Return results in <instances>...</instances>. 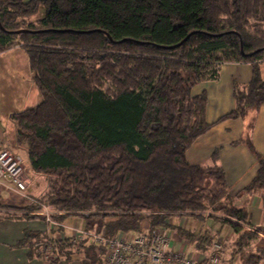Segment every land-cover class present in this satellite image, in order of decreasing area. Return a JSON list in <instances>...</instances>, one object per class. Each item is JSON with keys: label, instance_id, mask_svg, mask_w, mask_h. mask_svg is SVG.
<instances>
[{"label": "trees", "instance_id": "1", "mask_svg": "<svg viewBox=\"0 0 264 264\" xmlns=\"http://www.w3.org/2000/svg\"><path fill=\"white\" fill-rule=\"evenodd\" d=\"M13 46L26 51L41 93L12 114L16 143L46 181L21 215L37 218L45 207L58 222L84 219L87 233L43 241L49 263L82 254V264H103L106 247L93 235L144 232V221L150 233L172 216L209 211L234 234L217 241L220 253L264 264V225L250 223L246 205L257 192L264 203V160L231 195L217 151L207 166L185 156L213 125L264 103V0H0V52ZM226 62L250 64L251 76L234 84L233 108L208 123L206 93L192 88ZM211 240L198 238L209 250Z\"/></svg>", "mask_w": 264, "mask_h": 264}, {"label": "crops", "instance_id": "2", "mask_svg": "<svg viewBox=\"0 0 264 264\" xmlns=\"http://www.w3.org/2000/svg\"><path fill=\"white\" fill-rule=\"evenodd\" d=\"M9 54L12 55L11 57L13 59L9 61V58L4 56V60H7L8 63L11 62L13 67V63H15L16 68H22L25 72L29 64L26 51L20 46H13L0 52V56ZM28 67V79L25 73L23 74L21 70L19 71V76L22 73V78L28 81L27 84V81L24 83L20 80V77L17 80L8 77L7 75L10 74V71L7 72V68L0 64V149H9L19 156L20 154L18 151H22L25 153L26 159L27 151L25 146L16 143L17 126L12 119V114L35 106L41 100V93L33 81V73L30 69V65ZM16 72L17 71H13L12 73L16 74ZM262 72L264 75V64L262 66ZM250 76V64L226 62L219 66L218 78L197 83L198 89L195 91L193 90L197 84L192 88V94L194 95L201 91H205L206 93L205 119L208 123L214 122L221 115L233 108L234 100L232 90L234 84L246 83L249 81ZM222 77H225V79ZM212 81L216 82V85H212L215 98L211 100L207 87L209 84L207 83ZM252 119L253 125L250 128L248 124ZM247 136L252 142L254 151H251L246 142H244ZM214 151H217L216 164L222 168L225 174L228 186L227 192L231 195L237 194L255 175L259 159L261 158L264 160V103L260 105L258 110L248 111L241 119L239 117L229 118L213 125L192 143L190 148L186 151L185 156L190 164L207 166L213 163L212 154ZM26 167L30 169L28 159ZM31 172L38 178V182L35 184L34 189H39L42 186V190L38 191L36 195L25 192L33 183L31 179L26 190L22 192L18 191L8 181L0 180V251L2 252L0 255H3L5 260L3 263L5 264L10 263L7 257L11 255L12 257L15 255L12 261L15 259L22 261V258L27 260L37 257V259L44 258L45 263L51 264L49 263V259L53 257V254L48 249L42 251L46 246V243H43V241L52 240L54 237H71L74 233H67L65 231L66 227L63 224L65 218L60 222L52 218L51 221H47L45 212L54 211L45 207L36 212L37 216L41 217L43 221L42 226L33 223L34 227L28 228L27 224L17 227L15 223H8L10 221H21L25 219V217L21 215V213L24 212L23 208L30 205L33 198L42 195L46 188L45 178L32 170ZM27 174L29 175L28 177H31L29 172H27ZM246 205L249 212L250 223L254 226L264 225V203L262 202L261 194L257 192L251 195L247 199ZM8 212L15 214L16 217H5L4 213L7 214ZM209 214V211H205L202 217H198L200 222L192 218L197 216L175 215L170 217L168 220L169 227L165 229L169 234L170 248L174 251H188L198 262L203 263L210 250L209 246L206 248L200 244L201 241H198L200 236H210L213 242H232L234 240V234L230 226L218 219L211 218ZM34 219L35 218H31V220ZM31 220L28 221H30V223L36 222ZM146 229L147 223L144 221L141 230L145 231ZM11 231L14 233V240L13 242L6 243L3 239L4 235ZM30 231L31 233L34 232L39 235L34 238L31 237L29 239L31 243L29 244H20V241ZM52 231H55L54 235L50 234ZM79 232L81 233V231H77V233ZM81 238H83V236ZM22 253L24 256H21ZM229 255H231V251L228 249H225L221 253L222 259L225 260L223 264H241L240 259L235 258V255L234 257H229ZM76 257H79L81 261L84 259L82 254L74 256V258ZM72 258L70 260H72ZM145 264H150V262L146 261Z\"/></svg>", "mask_w": 264, "mask_h": 264}, {"label": "built area", "instance_id": "3", "mask_svg": "<svg viewBox=\"0 0 264 264\" xmlns=\"http://www.w3.org/2000/svg\"><path fill=\"white\" fill-rule=\"evenodd\" d=\"M0 180H6L18 191L26 190L30 179L22 158L9 149H0ZM52 212H45L47 221H51ZM85 231L73 236L81 238ZM97 244L105 245L103 264H223L219 242L215 241L203 263L188 251H174L170 248L169 234L165 229L153 232L119 234L113 237L93 235Z\"/></svg>", "mask_w": 264, "mask_h": 264}, {"label": "rangeland", "instance_id": "4", "mask_svg": "<svg viewBox=\"0 0 264 264\" xmlns=\"http://www.w3.org/2000/svg\"><path fill=\"white\" fill-rule=\"evenodd\" d=\"M42 15H43V9L40 8L39 11L37 12V14L34 15V16H32V19L34 20L36 17L42 16ZM4 56H7L6 58H9V61L12 60L13 58L11 57L12 55H10V54L9 55L0 56V64H2L5 68H7V72L10 71V74L7 75V76L10 77V78H12V79H15V80L19 79V77H20V80L25 83L27 81V79H28V74H29L28 73V68H29L28 66H29V64L27 63L28 65H27L26 71L24 72L22 70V68H16L15 67V63H13L14 64V67H13V65H12L11 62L8 63L7 60H4V58H5ZM20 70H21V72L23 74L25 73V76L27 77V79L22 78V73L19 76V71ZM13 71H17L16 74L15 73H12ZM222 78L225 79V77H222ZM27 84H28V81H27ZM207 84H209V86H207L208 87V92H209V98L212 100L213 98H215L214 97V93H213V89H212V85L213 84L216 85V82L212 81V82L207 83ZM205 86H206V84H205ZM197 89H198V84L195 86V89L193 91H195ZM239 118L241 119L242 117H239ZM18 153L22 157L23 162H24L25 167H26L27 159H26L25 153L22 152V151H18ZM26 169H27V172H29V174H31V177H29V179H31V181L33 183L29 186V188L25 192L26 193L27 192L28 193H32V194L36 195L38 193V191H41L42 190V186L39 189H34L35 188V184L38 182V178H37V176L34 173L31 172V170L29 168L26 167ZM192 218H195V219L199 220L198 219V216L197 217H192ZM28 220H31V219L25 217V219H23L21 221H10L8 223H15V224H17V227L18 226H23L24 224H27V227L28 228L34 227V224H36V223L37 224H40L41 226L43 225V221H42L41 217H38V218H35L34 220H31V221H36V222H32V223H30V221H28ZM199 222H200V220H199ZM63 224L66 227V230L65 231L67 233H70V232L72 233L74 231L75 232H77V231H83L84 228H85V221H84V219H82L80 217H77V216H74V217L67 216L64 219ZM67 230H69V231H67ZM13 234L14 233L12 231L10 233H6L4 235V238H3L4 241L6 243L13 242L14 237H15ZM50 234L51 235H54L55 234V231H52V233H50ZM262 236H264L263 233H262ZM251 244L252 245H255V247H257V248L259 246H262V243H259V238L252 239L251 240ZM0 254H2L1 251H0ZM79 255H81V254H79ZM21 256H24V254L22 253ZM14 257H15V255H13V257H12V255L10 257H7V259L10 260V263L9 264H47V262L45 263V259L44 258L43 259H41V258L40 259L39 258L37 259V257H34V258H31V259H27V260L24 259V258H22V261H18L19 259L18 260L15 259V260L12 261V259H14ZM3 261H5L3 255H0V264H5V263H3ZM240 261L241 262L243 261L242 257H241ZM262 262H260L258 264H262ZM81 263L82 262H81V260H80L79 257H76V258L73 257L72 260H70V261L60 260V261H56L55 262V264H81Z\"/></svg>", "mask_w": 264, "mask_h": 264}]
</instances>
